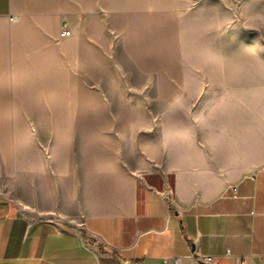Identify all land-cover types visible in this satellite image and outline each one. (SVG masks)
<instances>
[{"label":"crops","instance_id":"crops-1","mask_svg":"<svg viewBox=\"0 0 264 264\" xmlns=\"http://www.w3.org/2000/svg\"><path fill=\"white\" fill-rule=\"evenodd\" d=\"M252 1L259 41L229 44L226 8L206 2L0 0V264H203L195 245L264 264V0ZM64 23L74 34L60 39ZM164 32L174 110L158 166L74 160L67 110L100 89L144 97L132 75L163 73Z\"/></svg>","mask_w":264,"mask_h":264},{"label":"rangeland","instance_id":"rangeland-1","mask_svg":"<svg viewBox=\"0 0 264 264\" xmlns=\"http://www.w3.org/2000/svg\"><path fill=\"white\" fill-rule=\"evenodd\" d=\"M195 1L226 8L229 44L259 41L257 31L251 27L253 19L243 18L247 10H256L257 5L252 0ZM173 45L170 35L164 32L163 73L151 76L156 82L140 83L135 81L137 76L132 75V90L144 97L105 98L102 96L112 93L100 89V97L92 100V106L75 104L74 110H67V121L73 123L69 131L74 160L92 161L100 172L119 167L140 171L158 166L153 159L156 144L160 145L162 135L167 133L162 129L170 122V113L174 110L170 83Z\"/></svg>","mask_w":264,"mask_h":264},{"label":"built area","instance_id":"built-area-1","mask_svg":"<svg viewBox=\"0 0 264 264\" xmlns=\"http://www.w3.org/2000/svg\"><path fill=\"white\" fill-rule=\"evenodd\" d=\"M10 20H14V17H10ZM68 25L69 24H67V23H64L63 25H61L62 27H61L59 35H58L60 39L69 38L74 34L72 28ZM192 255L195 258H197L199 262H201L203 264H219L221 257L222 256H230V252L226 251L222 255H213V254H205L204 255L203 253L200 252L198 246L195 245V248L193 249ZM163 260H164V264H181V261H182L180 256H171V257H167Z\"/></svg>","mask_w":264,"mask_h":264}]
</instances>
